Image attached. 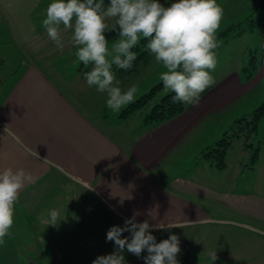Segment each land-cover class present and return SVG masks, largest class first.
Segmentation results:
<instances>
[{
  "label": "crops",
  "instance_id": "1",
  "mask_svg": "<svg viewBox=\"0 0 264 264\" xmlns=\"http://www.w3.org/2000/svg\"><path fill=\"white\" fill-rule=\"evenodd\" d=\"M52 2L0 0V170L24 169L35 178L14 206L13 227L0 244L3 263L36 264L45 261L51 248L55 264H92L114 245L106 242L107 230L123 226L135 214L137 223L181 225L152 231L163 235L157 237L160 241L164 235L175 234L180 241L188 235L187 256L177 257L180 264H211L209 251H216L214 264H264V197L218 187V181L212 184L215 167L200 156L247 114L229 107L264 83V0L248 31L256 39L241 48V63H232L214 78L182 113L151 125L143 123L142 113L122 118L129 104L114 112L106 105V94L87 86L84 74L93 65L79 61L70 42L72 30L61 26L65 47L56 48L42 25ZM239 21L225 25L245 20ZM253 48L262 52L263 60L246 76L244 57ZM5 66H10L6 74ZM112 71L122 89L131 86V73ZM212 118L232 123L213 131ZM51 209L60 212L56 226L45 223ZM229 212L254 226L240 221L250 228L242 229L235 245H223L222 234L211 242L206 225L229 221ZM197 238L203 250L189 248Z\"/></svg>",
  "mask_w": 264,
  "mask_h": 264
},
{
  "label": "clouds",
  "instance_id": "2",
  "mask_svg": "<svg viewBox=\"0 0 264 264\" xmlns=\"http://www.w3.org/2000/svg\"><path fill=\"white\" fill-rule=\"evenodd\" d=\"M224 10L216 0H176L165 7L159 0H53L46 8V18L42 25L48 38L56 48L63 51L65 45L61 37V26L72 30L71 44L77 47L76 56L85 66L92 64L84 74L86 84L106 94V105L114 112L133 103L137 87L126 90L120 87L112 66L130 69L136 60L133 49L141 36L148 40L147 50L157 64L166 71L160 74L166 92H172L173 102L195 104L201 94L215 83L212 72L217 66L215 49L219 46L216 32L223 18ZM115 24L110 26L109 21ZM118 31V39L113 42L111 53L108 48L106 31ZM4 132L17 139L7 127ZM29 154L39 159L36 151ZM48 163L47 158L43 160ZM27 183H35V178L24 169L6 167L0 170V244L10 234L13 227L14 206ZM60 212H48V225L56 226ZM175 223L150 225L145 220L137 223L136 215L125 219L123 226L113 225L106 233V242L114 243V251L97 256L92 264H126L123 253L143 257L145 264H180L177 259L181 252L180 238L175 234L157 243L152 234L155 229L170 230L180 228ZM128 232L130 236H123ZM211 264L217 260L216 251H209Z\"/></svg>",
  "mask_w": 264,
  "mask_h": 264
},
{
  "label": "rangeland",
  "instance_id": "3",
  "mask_svg": "<svg viewBox=\"0 0 264 264\" xmlns=\"http://www.w3.org/2000/svg\"><path fill=\"white\" fill-rule=\"evenodd\" d=\"M262 1L263 0H241V3H239V0H216V2L223 8L224 15L220 22V26L216 32V39L220 49L218 51H216L217 48L214 50L217 58L216 69L214 72L211 73L214 78L219 77L224 71L233 67L231 66L232 63L238 61V63L240 64L241 48L243 47L244 44L253 43L254 39H256V36L255 38L253 36H250L248 31H251L250 30L251 21L254 22V20L258 16L257 6ZM159 2L163 4L165 7H167L170 6L171 3L176 2V0H159ZM104 4L105 6H107L110 4V2ZM239 20L241 21L245 20L241 22V28L246 30L242 34V36L234 37V36H238L236 35V33L239 32L240 29L237 28L225 38L218 37L220 33H222L226 28H228L229 25L228 26L225 25L227 22L237 23V21L240 22ZM109 24L110 26H112L115 24V21L110 20ZM105 36L109 43L108 45L109 52L111 53V55H109L107 58L111 60L112 56L115 55V52L113 51V42L119 38L118 31L117 30H112L110 32L106 31ZM254 50L255 49L253 48V52L248 53V56L247 53L245 54L244 57L245 63H247L251 59L252 55L255 56ZM9 67L10 66H5L4 73L8 71ZM164 71H166V69L162 65L157 64L154 59V56L151 54L149 60L145 64L140 65L135 72H132L131 75L133 77H132L131 86L135 85L137 87L135 99L143 96L146 92H148L152 87H154L158 83H162L159 77L160 74ZM243 77L244 75L241 74V82L245 84L244 80H242ZM165 93L166 91L162 89L155 97V100L160 99V97L163 96ZM263 101H264V83L263 84L259 83V85L257 84L256 86H253V88H251L246 93L241 95V97H239L234 102V105L229 107L228 111L234 110L235 112H240L241 114L243 113L248 114V112H250L254 108H257ZM215 118H212L213 124L215 125L213 131L218 130L219 128H220V132L221 130L224 131L232 123L231 121L223 122L220 119H217L215 121ZM220 138L221 137H219V139ZM249 142L251 143L252 146L246 148L243 139L241 138L233 139L231 147L227 150L224 157L225 166L222 169L213 168L210 179L212 184L214 185H216V181H218L219 184L218 187L222 186L225 187L227 190H235L238 192H252L256 195H260L261 197H264V117L259 122L256 137L250 140ZM255 149L257 153L256 151H254ZM254 153H256V155L253 157ZM226 218L229 221L212 220L210 221V224L208 223L206 225V228H208L207 230L210 231L209 237L211 239V242L215 241L214 236L222 234L219 238L223 239L221 241L223 245L224 242L225 245H235L236 243L234 240L241 239V232L245 231L242 229L248 230L250 228V227L245 228L239 222L241 221L243 223H247L248 225L254 226L250 222L240 220L239 218H235L233 215L230 214V212L226 214ZM258 226H260V224H257L256 227ZM261 228L264 229L263 226ZM211 230L213 235L211 234ZM163 233L167 234L166 232ZM153 235L156 237L157 243L160 241L158 240L159 236H163L162 234L158 235L154 233ZM167 238L168 236L164 235V239ZM187 239H188V235H184L183 240L180 241L181 256L182 255L187 256L185 254L188 246ZM233 242L235 244H233ZM201 243L202 242L200 241V238H197L193 243V245H190L189 248L203 250L204 247L203 245H201ZM109 251L110 253L114 251V245H110ZM51 252H53L51 248L50 250L47 249L46 252L47 258L45 259V261L41 259L40 261H37L36 264H51V263L55 264V259L52 256H50ZM42 253L44 254V252ZM123 255L125 256L126 264H129L131 262H136V264H140V262L144 261L143 257L147 255V252L145 250L141 254V257L139 258L127 252V250H125ZM178 260L180 261V258ZM21 263L23 264V262ZM0 264H4L3 261L1 260V257H0Z\"/></svg>",
  "mask_w": 264,
  "mask_h": 264
},
{
  "label": "trees",
  "instance_id": "4",
  "mask_svg": "<svg viewBox=\"0 0 264 264\" xmlns=\"http://www.w3.org/2000/svg\"><path fill=\"white\" fill-rule=\"evenodd\" d=\"M107 1L108 0H104V2ZM252 27L253 21H251L250 30H252ZM237 28L240 30L236 33V35H240L243 31H245V29L241 28V23H238L226 28L222 33L219 34L218 37L225 38ZM147 43L148 40L142 37L138 44L133 49H131L136 53L137 58L133 62V65L130 69H120L113 64L112 69L115 71L116 75L135 72L140 65L145 64L149 60L151 53L146 48ZM261 53L258 51V48L255 49V56L252 55L251 59L247 62V65L243 68L247 76L252 75L253 71L258 68L260 62L263 60V58L260 56ZM162 89H164L163 82L158 83L143 96L135 99L133 103H130L128 106H126L121 112L120 116L125 118L130 114L140 112L143 114V123L146 125H151L164 122L182 113L186 107V104L181 102H173L172 96L174 93L170 91L166 92L160 97V99L155 100V97ZM263 117L264 101L257 108H254L248 114H244L241 116V118L234 121L232 126L223 133L221 138L218 139L212 146L204 149L200 156L203 159L209 161L215 168L222 169L225 166V154L231 147L233 139L241 138L244 140L246 148L251 147L252 145L249 141L256 137L259 122ZM254 151H256V149ZM256 153L253 154V157L256 155Z\"/></svg>",
  "mask_w": 264,
  "mask_h": 264
}]
</instances>
